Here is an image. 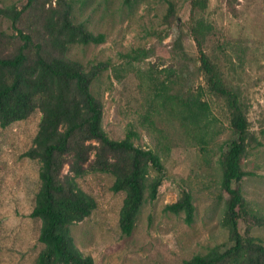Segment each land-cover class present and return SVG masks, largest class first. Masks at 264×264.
Returning <instances> with one entry per match:
<instances>
[{
  "label": "rangeland",
  "instance_id": "1",
  "mask_svg": "<svg viewBox=\"0 0 264 264\" xmlns=\"http://www.w3.org/2000/svg\"><path fill=\"white\" fill-rule=\"evenodd\" d=\"M20 1L0 0V8ZM72 5L76 22L104 35L103 43L72 45L67 52L84 66L109 65L91 88L102 102V128L114 140L131 130L134 144L156 152L164 166L157 198L143 205L130 236L121 235L118 227L124 195L111 191L112 177L87 173L76 178L78 188L96 201V209L71 227L75 247L95 264H181L194 254L226 245L222 225L226 193L220 186L218 159L234 135L225 105L203 94L210 110L206 145L186 134L175 118L148 110L153 92L147 76L158 75L156 70L162 68L158 58L178 71L179 84L171 93L203 86L186 29L189 0H134L129 6L123 0H72ZM236 8L238 15L233 17L222 0L208 2L203 15L213 31L204 50L225 82L238 91L250 132L260 143L249 147L242 161L245 203L238 225L243 232L252 215L264 218L263 0H238ZM179 30L181 44L175 52L171 40ZM0 31H9V21L1 15ZM139 47L152 49L154 55L129 64L125 55ZM39 117L36 110L25 120L0 128V264H33L43 248L37 240L40 221L28 216L39 188V163L22 157L32 145ZM183 190L190 193L195 207L190 224L183 214L164 211ZM250 234L264 244V225L253 227Z\"/></svg>",
  "mask_w": 264,
  "mask_h": 264
},
{
  "label": "trees",
  "instance_id": "2",
  "mask_svg": "<svg viewBox=\"0 0 264 264\" xmlns=\"http://www.w3.org/2000/svg\"><path fill=\"white\" fill-rule=\"evenodd\" d=\"M132 1L123 0L128 6ZM209 1L189 0L186 23L203 86H187L184 94L171 93L179 84L178 71L171 64L164 66L158 58L162 67L156 70L158 75L149 72L147 76L153 92L148 110L175 118L186 134L206 145L210 115L202 98L206 92L225 105L234 135L218 159L220 186L226 193L222 225L227 230V244L194 254L181 264H264V244L250 234L253 227L264 225V218L252 215L243 232L238 225L240 207L245 203L242 161L248 148L260 143L250 132L238 91L225 82L204 50L213 31L203 15ZM237 1L222 0L233 17L238 15ZM73 11L72 0H21L0 8V15L9 21V31H0V128L27 119L36 110L40 113L32 145L22 154L39 163V188L28 216L40 221L37 240L43 248L33 264H95L75 247L71 235V227L96 209V201L78 188L76 178L87 173L112 177L111 191L124 195L118 227L121 235L130 236L143 205L157 198L164 175L159 155L136 146L134 132L114 140L102 128V102L91 88L109 65L98 62L84 66L67 52L72 45L103 43L104 35L93 34L84 23L76 22ZM171 43L175 52L180 49V30ZM153 55L152 49L139 47L125 57L132 64ZM146 119L150 121V115ZM164 211L183 214L190 224L195 212L190 193L181 191Z\"/></svg>",
  "mask_w": 264,
  "mask_h": 264
}]
</instances>
